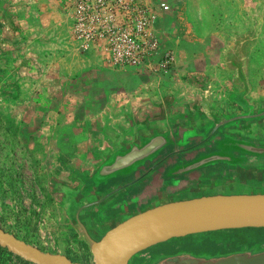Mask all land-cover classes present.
<instances>
[{"label": "rangeland", "instance_id": "rangeland-1", "mask_svg": "<svg viewBox=\"0 0 264 264\" xmlns=\"http://www.w3.org/2000/svg\"><path fill=\"white\" fill-rule=\"evenodd\" d=\"M163 1L169 5L168 13L176 15L177 8ZM64 16L67 19L66 13ZM168 30L169 28H167L169 33ZM230 34L232 38L233 35L254 36L253 40L246 42L243 51L248 57V81L251 86L248 97L254 102H264V0H255V4L240 16L239 21L232 23ZM161 41L162 47L171 50L175 55V61L179 66L175 75H165L167 77L161 80L163 91H154L149 87L136 88L130 100L135 102V106L123 105L122 109L114 108L111 110V116H106L107 111L104 114L98 113L96 108L74 110L75 121L84 124L72 128L74 124L64 122L67 114L71 116L73 110H68V113L63 109L56 112L46 108H25L13 99L0 101V227L3 230L49 253H57L58 242L64 241L66 243L64 253L70 260L92 264L87 244L76 237L65 223L60 193L68 190L63 205L73 217L78 204L73 200L72 190L66 188L64 183L69 181V177L75 171L92 166L96 162L94 154L98 152L99 147L108 144L107 141H100L102 132L98 130V125L104 121L111 126L114 120L123 116L127 119L132 114L140 117L156 112L165 100L169 102L179 100L182 86H189V93L199 98L211 93L214 99H220L228 91L233 90L235 72L226 67V56L229 51L225 53L220 45L206 47L193 44L186 45L184 54H180L177 46L171 42L172 39ZM139 79L142 80L136 83L146 81L145 78ZM124 88L125 86L120 87L119 90L120 102L126 100ZM131 107L134 109H128ZM202 178L195 183V191L185 189L170 198L183 200L236 193L234 189L229 192V188H226V192L218 193L214 185L206 184ZM119 210L116 223L125 213L124 208L120 207ZM247 229L231 230L234 231L231 233L236 240L231 242L234 247H246L252 242L259 243L264 238H259L261 234H257L256 231L250 232L253 230ZM105 231L106 229L101 230V234L103 235ZM222 231L227 230L208 233H213V236L218 238ZM156 246L136 254L130 261L136 264H151L149 261L155 257ZM211 250L203 251L201 254L207 258H215L229 253L219 248ZM259 250L264 251V247ZM259 250L255 249L252 253ZM159 253L164 257H170L178 252ZM0 264L27 263L15 255L0 251Z\"/></svg>", "mask_w": 264, "mask_h": 264}, {"label": "crops", "instance_id": "crops-1", "mask_svg": "<svg viewBox=\"0 0 264 264\" xmlns=\"http://www.w3.org/2000/svg\"><path fill=\"white\" fill-rule=\"evenodd\" d=\"M165 1L177 8L176 15L160 14L156 27L161 40L172 39L180 54H184L186 45L193 44L206 47L220 45L227 53L237 36L232 38L230 34L232 23L239 21L240 16L255 4V0ZM9 3L12 5L8 10L9 21H0V74L14 73L13 83L4 87L16 88L17 96L13 100L22 107L56 112L63 109L66 113L73 110L71 116L67 114L64 124H74L72 128H75L84 122L75 121L74 110L96 108L98 113L107 111L106 116H111L114 108L135 106V102L130 100L136 88L164 90L161 80L167 77L165 75L154 78L131 69L111 68L98 52L80 51L70 39L69 22L60 0H10ZM178 67L175 61L166 75H175ZM139 78L146 81L136 83L142 80ZM123 86L126 100L120 102L119 90ZM182 87L179 100H165L156 112L140 117L132 114L127 119L122 115L111 126L102 121L98 125L102 132L100 141L108 144H103L94 154V164L102 160L106 151L117 149L113 143L116 136L127 142L133 125L143 126L162 114L184 117L194 108L202 110L209 95L199 98L189 93V86ZM210 97L214 99L211 93Z\"/></svg>", "mask_w": 264, "mask_h": 264}, {"label": "flooded vegetation", "instance_id": "flooded-vegetation-1", "mask_svg": "<svg viewBox=\"0 0 264 264\" xmlns=\"http://www.w3.org/2000/svg\"><path fill=\"white\" fill-rule=\"evenodd\" d=\"M232 92L233 90L228 91L220 99H211L207 105H202V110L194 108L191 114L184 117L162 114L160 118L157 117L143 126L134 128L137 140L177 130L187 138L183 142L181 138L175 139L178 145L168 147L164 156H156L151 162V169L140 166L126 181H118V176L96 181L94 176L100 170L101 160L88 168L72 173L64 186L72 190L73 200L78 204L73 217L63 205L68 191L60 193L62 215L71 232L79 238L85 232L93 240H98L102 235L101 230H107L116 223L115 219L120 207L124 208L128 215L134 214L137 209L144 211L157 202L160 190H163L169 198L185 189L195 191V183L201 177L206 184L214 185L218 193H223L229 188V192L233 189L236 191L235 195L264 194V102L251 101L247 95L246 98L252 107L244 110L227 100V95ZM207 120H212V123ZM131 141L132 138H127V142ZM234 144L249 145L263 151L259 154L241 155L242 159L236 154L228 155L231 163L209 164L181 174L182 164L216 153L220 157L225 152H229ZM115 151L116 149L113 148L105 154ZM247 230L261 234L259 238L264 237V228ZM231 232L234 231H222L218 238H215L213 233H202L170 239L154 248L155 259L152 258L149 262L159 264L175 257L208 260L211 258L201 253L212 251L213 248L224 249L222 251L225 253L229 252L228 255L215 258L247 253L246 250H250L251 252H248L250 254L264 252L259 250L264 247V238L259 243L252 242L246 246L247 248L234 247L231 242L236 240ZM255 249L259 251L252 253ZM159 251L178 253L164 257ZM128 264L136 263L129 260Z\"/></svg>", "mask_w": 264, "mask_h": 264}, {"label": "water", "instance_id": "water-1", "mask_svg": "<svg viewBox=\"0 0 264 264\" xmlns=\"http://www.w3.org/2000/svg\"><path fill=\"white\" fill-rule=\"evenodd\" d=\"M9 1L0 0V21H9L8 10L12 7ZM253 39L252 34L235 36L232 48L226 56L227 69L235 72L233 92L227 95V100L244 110L252 106L246 98L251 86L248 81V57L243 51L246 42ZM13 74L10 72L0 74V101L14 99L17 96L15 87H4L7 83H13ZM209 102L210 95L204 104L207 105ZM207 121L212 123V120ZM136 127L133 125L130 132L131 142H126L119 136L113 139L117 149L113 153L103 155L100 170L94 176L96 181H103L111 176H118V181H126L140 166L151 169V162L156 156H164L168 147L178 145L175 139L181 138L182 142L187 139L177 130L137 140L134 129ZM138 129L141 130L140 127ZM262 151L253 146L234 144L229 152L220 157L216 153L182 164L181 174L209 164L230 162L228 155L236 154L242 159L241 155L259 154ZM247 228H264V194H214L179 200L169 198L160 190L157 202L152 207L144 211L137 209L131 215L125 212L121 215L120 221L107 229L98 240H93L85 232L80 238L88 246L92 264H128L137 253L173 238ZM65 246L64 241H59L57 253L44 252L0 227V248L30 264H81L65 255ZM159 264H264V252L239 253L208 260L175 257Z\"/></svg>", "mask_w": 264, "mask_h": 264}, {"label": "built area", "instance_id": "built-area-1", "mask_svg": "<svg viewBox=\"0 0 264 264\" xmlns=\"http://www.w3.org/2000/svg\"><path fill=\"white\" fill-rule=\"evenodd\" d=\"M70 39L82 52L95 51L116 69L154 78L168 74L175 55L162 47L156 27L169 12L163 0H60Z\"/></svg>", "mask_w": 264, "mask_h": 264}, {"label": "trees", "instance_id": "trees-1", "mask_svg": "<svg viewBox=\"0 0 264 264\" xmlns=\"http://www.w3.org/2000/svg\"><path fill=\"white\" fill-rule=\"evenodd\" d=\"M0 251H6L5 249H2V248H0ZM7 252V251H6ZM8 253V252H7ZM10 254V253H9ZM12 255V254H11ZM25 263H27V264H30V263H28V262H26V261H24Z\"/></svg>", "mask_w": 264, "mask_h": 264}]
</instances>
